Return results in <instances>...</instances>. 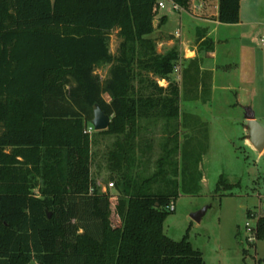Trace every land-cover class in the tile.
Instances as JSON below:
<instances>
[{
  "label": "trees",
  "instance_id": "1",
  "mask_svg": "<svg viewBox=\"0 0 264 264\" xmlns=\"http://www.w3.org/2000/svg\"><path fill=\"white\" fill-rule=\"evenodd\" d=\"M218 1V21L238 24L241 0ZM159 2L0 0V264H206L187 235L164 233L179 193L170 181L155 184L171 152L151 176L136 167L137 119L180 118L170 79L179 50L158 53L146 37ZM115 29L122 40L112 53ZM103 65L104 79L96 72ZM97 106L111 117L97 133L117 137L107 155L114 197L92 178ZM252 233L264 239V216Z\"/></svg>",
  "mask_w": 264,
  "mask_h": 264
},
{
  "label": "rangeland",
  "instance_id": "2",
  "mask_svg": "<svg viewBox=\"0 0 264 264\" xmlns=\"http://www.w3.org/2000/svg\"><path fill=\"white\" fill-rule=\"evenodd\" d=\"M159 1L165 3V8L155 6L154 31L146 36L159 38L157 52L164 54L185 44L197 56L203 55L201 34L190 31L185 38L180 30L179 36L177 30L171 31L179 27L177 12L193 16L200 0H191L188 9H174L170 0ZM207 2L209 6L197 9V13L210 14L216 0ZM164 15L169 18L168 33L161 32ZM214 37L222 41L211 60L217 68L215 80L201 72L199 56L183 69L182 76L174 72L170 76L180 88L184 106L180 107V118L137 119L135 140L140 162L136 167L142 177L151 176L159 169V159L171 152L166 173L155 184L163 186V181H170L169 187L179 193L175 210L164 222L168 237L180 241L187 235L192 246L202 252L206 264H264V239L255 240L251 231L258 218L264 216V150L260 153L249 145L245 119L246 108H251L264 126V0H241L240 23L221 24ZM121 40L119 29L113 30L112 53ZM109 67L103 65L96 72L104 79ZM148 75L159 86L168 85L153 73ZM138 83L137 77L136 88ZM105 98L109 100L108 95ZM194 100L197 102L191 107ZM198 100L211 102L204 105ZM89 128L92 178L102 191L114 197L118 192L110 186L112 173L107 155L117 137L98 134L92 122ZM206 206H210L207 214L201 222L195 221L191 214Z\"/></svg>",
  "mask_w": 264,
  "mask_h": 264
},
{
  "label": "crops",
  "instance_id": "3",
  "mask_svg": "<svg viewBox=\"0 0 264 264\" xmlns=\"http://www.w3.org/2000/svg\"><path fill=\"white\" fill-rule=\"evenodd\" d=\"M207 1L208 0H200L199 3L196 4L195 6H199L200 4H202L203 7L195 8L194 15L191 17L187 16V14H185V13L177 12L179 14L180 21H179V27L176 28L175 30H171V29L167 28V24L169 23V18L167 15H164V16H166V20H165L164 24L162 25L161 32L168 33L170 30L171 31L180 30L181 34L184 35L185 38L189 37L190 31H195L196 35L201 34L200 42H201V44L204 43L203 55L202 54L198 55L199 58H201V59H199L200 60L199 64L201 65V72L208 74L209 76H211L213 78V80H215V78L217 77V74H216L217 68H215L214 64H212L211 60L217 56V53H216L217 46L222 41L219 38L218 39L215 38L214 35L218 29V26H220L222 23H220L218 21V9H219V1L218 0H216V4L210 10V14H199V13H197V12H199V11H197V9L201 10V9H205L206 7L209 6ZM153 39H155L157 41V44H158L159 38L154 37ZM209 39L212 40L213 44ZM178 50L180 53V59H179L177 65L179 63H180V65L176 66L177 69L175 68L173 75L176 74L177 76H182L183 75V69L187 68V65L194 60V58L197 56V54H196L195 50L187 48V45H185V44L183 45V47L182 46L179 47ZM181 56L183 58H181ZM182 64H184V65H182ZM164 81L169 83V81H167V80H164ZM193 102L194 103H191L192 105H190L191 107H193V105L195 104V102H197V100H194ZM198 102H203L204 105H208V104H210L211 101H208L209 102L208 103V102L198 100ZM182 104L183 103L180 102V107H184ZM194 114H192V116H195ZM247 141H248L249 145H251L254 148V145L250 142V140L248 139Z\"/></svg>",
  "mask_w": 264,
  "mask_h": 264
},
{
  "label": "water",
  "instance_id": "4",
  "mask_svg": "<svg viewBox=\"0 0 264 264\" xmlns=\"http://www.w3.org/2000/svg\"><path fill=\"white\" fill-rule=\"evenodd\" d=\"M245 119L247 120V138L254 145V148L261 153L264 150V126L257 121L255 113L251 108H246ZM110 122L111 117L97 106L94 110V119L92 120L95 130H106L109 127ZM209 208L210 206H206L197 212L192 213L191 217L195 221L201 222ZM50 216L49 213L48 217Z\"/></svg>",
  "mask_w": 264,
  "mask_h": 264
},
{
  "label": "built area",
  "instance_id": "5",
  "mask_svg": "<svg viewBox=\"0 0 264 264\" xmlns=\"http://www.w3.org/2000/svg\"><path fill=\"white\" fill-rule=\"evenodd\" d=\"M172 3H173V6H174V9H178V8H180L178 4H176V3H174V2H172ZM158 6H159V8H165V3H164L163 1H160ZM199 7H203V5L200 4L199 6H195V8H199ZM177 35H178V36L180 35L178 31H177ZM176 69H177V68H176ZM89 130L91 131L92 128H88V132L90 133ZM110 186H111V187L114 186L112 182L110 183ZM168 209H169L171 212H173V211L175 210V202H174V201H172V202L170 203ZM251 231H252V230H251Z\"/></svg>",
  "mask_w": 264,
  "mask_h": 264
}]
</instances>
